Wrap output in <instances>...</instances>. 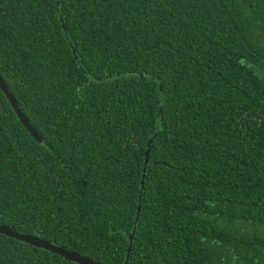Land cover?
Masks as SVG:
<instances>
[{
    "label": "trees",
    "instance_id": "1",
    "mask_svg": "<svg viewBox=\"0 0 264 264\" xmlns=\"http://www.w3.org/2000/svg\"><path fill=\"white\" fill-rule=\"evenodd\" d=\"M0 74V223L125 264L143 189L129 264H264V0H0Z\"/></svg>",
    "mask_w": 264,
    "mask_h": 264
},
{
    "label": "water",
    "instance_id": "2",
    "mask_svg": "<svg viewBox=\"0 0 264 264\" xmlns=\"http://www.w3.org/2000/svg\"><path fill=\"white\" fill-rule=\"evenodd\" d=\"M61 20L63 23V28H64L66 34L68 35V25L66 24L65 19L63 17L61 18ZM74 52L77 54L76 49H74ZM0 87L4 91L6 96L8 97L10 103L12 104L14 110L16 111L17 115L21 119L24 126L29 130V132L35 138L41 139V135H40L39 131L37 130V128H35L32 125L29 117L22 110L17 98L15 97L14 93L11 91V89L9 88L8 84L6 83V81L4 80V78L2 77L1 74H0ZM156 136H157V134L154 137H156ZM153 140H154V138H151L149 140V143L147 146L146 164H145L144 175H143V180H142L143 187L145 184V178H146L148 163L150 161V155H151ZM143 191L144 190L142 189L134 229L130 235V245L128 247L127 259H126L125 264H129L130 258H131V253L133 250V244H134V240H135V236H136V232H137L138 222L140 220V216H141V212H142V208H143ZM0 233L5 234V235L10 236V237L15 238V239H19L21 241L27 242V243L32 244L34 246L44 248V249L49 250L55 254H58L62 257H65L66 259H68L70 261H75L79 264H104L103 262L94 260V259L90 258L89 256L83 255L80 252L71 250V249L66 248L64 246H61V245L54 244L51 241L42 239L40 236L20 232L17 229H14V228H12L6 224H3V223H0Z\"/></svg>",
    "mask_w": 264,
    "mask_h": 264
}]
</instances>
